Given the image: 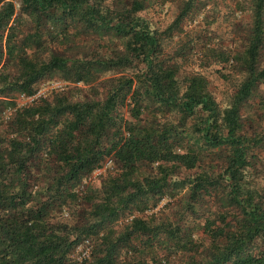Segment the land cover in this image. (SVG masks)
<instances>
[{"label": "trees", "instance_id": "trees-1", "mask_svg": "<svg viewBox=\"0 0 264 264\" xmlns=\"http://www.w3.org/2000/svg\"><path fill=\"white\" fill-rule=\"evenodd\" d=\"M0 264H264V0H0Z\"/></svg>", "mask_w": 264, "mask_h": 264}, {"label": "rangeland", "instance_id": "rangeland-1", "mask_svg": "<svg viewBox=\"0 0 264 264\" xmlns=\"http://www.w3.org/2000/svg\"><path fill=\"white\" fill-rule=\"evenodd\" d=\"M175 7H176L175 5H166L163 8L162 14H155L153 12H149V15L148 16L146 15V17L148 18V20H150L152 22L153 25H157L158 24V25H161L162 28H165L171 22V20L174 17V13L176 11ZM246 19H248V16H247ZM230 22H231L230 19H223L222 18L221 22L217 26V31L218 32H224L225 30H227L228 29V25L230 24ZM187 25L188 26H185V28L187 27V29L185 30L186 32H189L192 36L200 35V29L202 27V24L197 19L193 23H188ZM213 29H216V27H214ZM223 37H224L225 40H230V33H226ZM192 54L195 55L196 53L192 52ZM191 67L192 66L189 65V63H187V64L184 63V72H190V70L192 69ZM66 85H67V83L60 82V81H58L56 79H50V80L42 82L40 84V86L38 87L39 90H38L37 95L38 96L39 95L48 96L52 91L61 90V89L65 88ZM223 87L221 85H218L216 87V88L220 89L219 93H218V91H215L213 89V87H211V90L215 94L217 100H221V97L224 96L227 93L226 91H223V89H230L227 84L223 85ZM26 101H31V100H26ZM22 102H24V101H22ZM108 161H110V160H108ZM110 165H112V164L110 163L109 166ZM97 176L98 175H96L95 177H97Z\"/></svg>", "mask_w": 264, "mask_h": 264}, {"label": "built area", "instance_id": "built-area-1", "mask_svg": "<svg viewBox=\"0 0 264 264\" xmlns=\"http://www.w3.org/2000/svg\"><path fill=\"white\" fill-rule=\"evenodd\" d=\"M38 95H36L37 97ZM33 98H28L27 100H32ZM111 162L110 161H107L100 169H97L93 176H96V175H100L101 173H103L105 171V169L109 166Z\"/></svg>", "mask_w": 264, "mask_h": 264}]
</instances>
